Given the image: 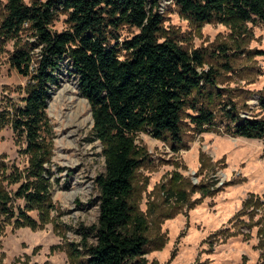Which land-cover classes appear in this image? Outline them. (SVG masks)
Returning a JSON list of instances; mask_svg holds the SVG:
<instances>
[{
  "label": "rangeland",
  "instance_id": "obj_1",
  "mask_svg": "<svg viewBox=\"0 0 264 264\" xmlns=\"http://www.w3.org/2000/svg\"><path fill=\"white\" fill-rule=\"evenodd\" d=\"M32 1L45 0H24ZM3 3L0 0V20ZM158 10L164 33L188 50H203V68L212 67L218 76L201 98L215 113L213 131L199 132L186 116L192 110L186 109L180 148L145 132L134 136L147 159L133 175L131 206L145 218L147 237L163 241L158 250L150 247L144 258L147 264H264V206L251 203L240 209L248 194L264 193V138L224 133L221 115L222 103H232L242 117L264 115L257 106V95L264 90V22L196 24L181 15L172 0H159ZM65 27L59 14L51 29ZM135 32L124 28L121 33L125 37ZM23 35L27 39L28 32ZM13 43L0 42V264H77L70 250L81 249L80 229L97 221L95 178L104 171L102 145L93 138L88 102L64 60L54 72L56 83L49 85L46 101L42 175L48 196L43 204L30 206L18 196L19 187L33 179L32 157L24 138L12 129V112L21 105L29 83L9 65ZM222 46L224 54L218 50ZM36 54L37 49L33 61ZM200 153L214 166L200 168ZM230 181L233 184L225 185ZM199 183H216L222 190L172 215L178 204L167 200V192Z\"/></svg>",
  "mask_w": 264,
  "mask_h": 264
},
{
  "label": "trees",
  "instance_id": "obj_2",
  "mask_svg": "<svg viewBox=\"0 0 264 264\" xmlns=\"http://www.w3.org/2000/svg\"><path fill=\"white\" fill-rule=\"evenodd\" d=\"M172 2L181 15L196 24L264 22V0ZM158 7L159 0L3 3L0 42L14 40L9 65L29 79L21 105L12 112V129L24 138L25 150L32 157L29 177L33 181L21 185L18 196L29 206L43 204L48 196L42 175L47 155L46 101L49 85L56 83L54 72L64 60L76 77L81 96L88 102L93 138L102 145L104 171L95 178L97 221L80 229L81 249L70 250L77 264H147L144 255L148 249L163 246V241L147 237V222L135 213L130 202L133 175L147 159L135 144L137 132L168 139L173 148H180L186 109L192 110L186 116L199 132L214 130L215 113L201 98L216 85L217 72L212 67L203 68V50H188L164 33V17ZM59 14L64 15L66 27L56 31L51 26ZM124 28L136 32L123 37ZM25 32L28 36L24 40ZM218 50L224 54L225 48ZM222 104L224 133L247 139L264 138V115L242 117L232 103ZM257 106L264 113V90L257 95ZM199 164L200 168L214 166L203 153L199 154ZM221 190L216 183L210 187L203 183L180 185L176 191H168L166 198L178 204L174 215L182 208L192 209ZM195 194L198 197L193 199ZM261 196L248 194L241 211L251 203L264 206V193Z\"/></svg>",
  "mask_w": 264,
  "mask_h": 264
}]
</instances>
